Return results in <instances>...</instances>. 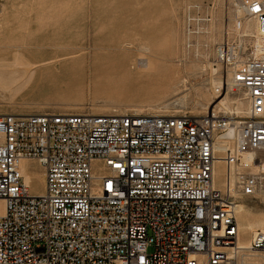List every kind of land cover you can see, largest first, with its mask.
Returning <instances> with one entry per match:
<instances>
[{"label": "built area", "instance_id": "obj_1", "mask_svg": "<svg viewBox=\"0 0 264 264\" xmlns=\"http://www.w3.org/2000/svg\"><path fill=\"white\" fill-rule=\"evenodd\" d=\"M228 11L212 64L245 113H0V264H237L239 203L264 191V0ZM23 160L42 167L43 193ZM248 249L264 250L260 230Z\"/></svg>", "mask_w": 264, "mask_h": 264}, {"label": "rangeland", "instance_id": "obj_2", "mask_svg": "<svg viewBox=\"0 0 264 264\" xmlns=\"http://www.w3.org/2000/svg\"><path fill=\"white\" fill-rule=\"evenodd\" d=\"M229 2L0 0V113L52 108L61 111H91L97 101L101 106L106 103L104 112L113 109L139 111L138 105L145 104V112L201 114L210 104H218L219 98L225 95L229 108L222 104L217 108L236 112L238 101L245 97L241 91H232L231 88L219 89L220 92L214 93L216 89L213 90L211 80L219 74L216 70L212 73L210 68L215 69L212 64L213 49L216 42L221 40L229 15ZM235 13L242 16L238 10L234 11L233 16ZM141 43L158 47L160 52L166 46V50L175 46L176 55L156 57L168 64L170 70L141 79L126 73L119 74L115 59L126 55V52L129 57L144 53V49L139 46ZM17 60L31 62L29 69H34L33 73L25 72L20 65L16 66ZM205 71H209V74ZM219 78L216 81H224ZM202 95L206 102L201 100ZM155 102L162 103L149 106ZM197 103L203 105L196 109ZM67 104L72 105L69 107ZM221 164H215L218 183L223 181ZM100 166V162L92 163L96 173H101ZM24 168L30 193H43L45 180L42 167L36 161H28ZM240 203L245 206L240 216L238 212L236 214L238 223L243 214L255 223L264 213V191L245 197ZM251 235L241 233L240 237L250 239ZM240 254H237V264L242 263ZM261 262L264 264V250Z\"/></svg>", "mask_w": 264, "mask_h": 264}, {"label": "bare ground", "instance_id": "obj_3", "mask_svg": "<svg viewBox=\"0 0 264 264\" xmlns=\"http://www.w3.org/2000/svg\"><path fill=\"white\" fill-rule=\"evenodd\" d=\"M238 10V14L239 15H242V11L241 10H239V9H237ZM233 13L234 12H232V15H233ZM236 14V13H235ZM237 15V14H236ZM244 26L246 27V29L247 30H249L250 32H254V31H256L257 30V23H256V21L254 20V19H245V21H244ZM155 27V26H154ZM153 27V28H154ZM190 34V33H189ZM209 34V33H208ZM190 36V35H189ZM174 38H176V37H174ZM145 39V38H144ZM146 40V39H145ZM155 40V39H154ZM164 40V39H163ZM162 40V41H163ZM171 40H173V39H171ZM170 40V41H171ZM176 40V39H175ZM152 42V41H151ZM168 42H169V40H168ZM176 42V41H175ZM132 43V42H131ZM129 44V43H128ZM161 44V43H160ZM160 44L158 45V46H160ZM168 44V43H167ZM175 44V43H174ZM170 45H171V43H170ZM185 45V44H184ZM139 46H141V48H143L144 50H143V52L144 53H139L137 56H127V52H126V55H120L121 57H119L118 56V58H116L115 59V62L117 63V66H119V74H122V73H126L127 75H129V76H138V77H140V79H141V77H154V76H158V75H161L163 72H165V71H167L168 69H169V65L168 64H166V63H164V62H161L160 60H158V59H156V57H158V56H170V55H176V47L175 46H173V49L172 48H170L171 50H166V49H168V48H166V47H164L165 49H163V50H166V51H164L163 52V50H162V52H160L159 51V49H157L158 47H156V48H153L152 46H149V43H141ZM157 46V45H156ZM163 46H165V44H163ZM163 46L161 45V47L163 48ZM177 46V45H176ZM161 49V48H160ZM188 49V48H187ZM184 50V52H185V49H183ZM125 54V53H124ZM187 54V53H186ZM202 54H204V53H202ZM129 55H131V53L129 54ZM204 55H206V54H204ZM201 56V55H200ZM117 57V56H116ZM207 58V57H206ZM114 61V60H113ZM16 62V66L17 65H20V66H22L23 68V70L25 71V72H27V73H33V70L34 69H29V68H31L30 66H32L31 64V62H29V61H26V62H21L20 60H17V61H15ZM50 62V61H49ZM51 62H53V61H51ZM115 63V64H116ZM207 63H208V61H207ZM47 64H49V63H47ZM209 64V63H208ZM35 65H37V64H35ZM45 65H46V63H45ZM111 65V64H110ZM38 66H40L39 64H38ZM116 67V66H115ZM198 67H199V65H198ZM198 67H196L195 68V70L198 68ZM209 67V66H208ZM35 68H36V66H35ZM203 68V67H202ZM211 69H212V73H214L215 72V69H213L212 67H210ZM170 70V69H169ZM168 70V71H169ZM167 71V72H168ZM206 72V71H205ZM208 72V74H209V71H207ZM206 72V73H207ZM170 73V72H169ZM13 75V74H12ZM125 75V74H124ZM26 76V75H25ZM215 76V75H214ZM27 77V76H26ZM33 77H34V75H33ZM123 77V76H122ZM160 77V76H159ZM159 77H157V78H159ZM162 77V76H161ZM167 77H168V75H167ZM212 77V76H211ZM211 77H209V78H211ZM219 77V76H218ZM217 77V78H218ZM28 78H29V76H28ZM125 78V77H124ZM166 78V77H165ZM164 78V79H165ZM171 78V77H170ZM217 78H215L214 79V77L212 78V80H211V83H212V85H213V90H215L214 91V93H217V88H222V89H224L225 87L226 88H231L232 90H234V88H232L233 87V85H232V83H231V81H230V79L228 78L227 79V81L226 82H224V81H222V82H220V81H216V79ZM221 78V77H220ZM219 78V79H220ZM154 79V78H153ZM156 79V78H155ZM154 79V80H155ZM162 79V78H161ZM161 79L159 80V81H161ZM168 79H169V77H168ZM167 79V80H168ZM127 80V79H126ZM144 80V79H143ZM170 80V79H169ZM173 81V80H172ZM28 82V81H27ZM168 82H170V81H168ZM209 82V81H208ZM24 84V83H23ZM165 84H166V82H165ZM226 85V86H225ZM23 86V85H22ZM170 86V85H169ZM217 87V88H216ZM19 88V87H18ZM172 88V87H171ZM166 89H168V87L166 88ZM169 90V89H168ZM172 89H170V91H171ZM175 90V88L173 89V91ZM177 90V89H176ZM170 91H169V94H170ZM202 92V91H201ZM203 93V92H202ZM158 97H160V95L158 96ZM157 97V98H158ZM164 97V96H163ZM202 97L203 98H201V100L203 99V101L204 102H206L205 100V98H204V96L202 95ZM74 98H76V97H74ZM152 99H154V98H152ZM205 99V100H204ZM245 99V100H244ZM244 99H240L239 101H238V106L235 108V110H236V112L237 113H240V114H242V113H245L246 112V110L248 109V107H249V101H248V99L245 97ZM69 100H70V98H69ZM69 100H68V102H69ZM74 100V99H73ZM161 100V99H160ZM145 101H147V100H145ZM216 101V100H215ZM75 102V101H74ZM123 102V101H122ZM133 102V101H132ZM143 102V101H142ZM196 102V101H195ZM66 103V101H64V104ZM102 103V102H101ZM105 103V102H104ZM104 103H103V105H104ZM125 103H126V101H125ZM136 103V102H135ZM146 103V102H145ZM162 102H155V103H151V104H149V106H158L159 104H161ZM60 104V103H59ZM62 104H63V102H62ZM63 104V105H64ZM69 104V103H68ZM67 104V106H69L70 107V105H72V104H70V105H68ZM111 104H114V103H111ZM111 104H109L108 103V105H111ZM123 104V103H122ZM141 104V103H140ZM147 104V103H146ZM178 104V103H177ZM213 104V103H212ZM219 104L221 105H225L227 108H229V105H228V102H227V96L225 95L223 98H219V101H218V104H216L215 106L216 107H220L219 106ZM230 104V103H229ZM56 105V104H55ZM74 105H76V104H74ZM78 105H79V103H78ZM102 104H98L97 103V101H96V104L94 105V108H93V110H91L92 112H98V113H100V112H104V106L106 105V103H105V105L104 106H101ZM135 106H136V104H134ZM133 105V106H134ZM194 105V104H193ZM203 104H200V103H197L196 104V109L198 108L197 106H202ZM64 106H66V105H64ZM132 106V105H131ZM144 106H146L145 104L144 105H138V110L139 111H136V110H134V111H136V112H145L146 111V109H143V107ZM210 106H212L211 104L209 105V107ZM224 106V107H225ZM72 107V106H71ZM106 107V106H105ZM108 107V106H107ZM208 107V108H209ZM68 108V107H67ZM73 108V107H72ZM76 108V107H75ZM127 108V107H126ZM135 108V107H134ZM146 108H148V107H146ZM193 108V107H192ZM111 109V108H110ZM128 109V108H127ZM152 109V108H151ZM64 110V109H63ZM66 110V109H65ZM69 111L71 110V109H68ZM67 111V110H66ZM77 111V110H76ZM90 111V110H89ZM112 111H119V110H117V109H113ZM112 111H110V112H112ZM159 111V110H158ZM119 112H123V111H119ZM192 112H193V110H192ZM195 112H197V110H195ZM199 114V113H198ZM218 144H221L220 143V140H218V142H217ZM243 161L244 162H248V159H247V157H244V159H243ZM218 162H220V164L222 163L221 162V160H218L217 162H215L214 163V166H213V184L214 185H217L218 184V186H220L221 185V182L220 183H218L217 181H216V169H215V164L216 163H218ZM25 163H28V161L27 160H23L22 162H21V166L22 167H24V164ZM222 166H223V164H221ZM255 169H256V167L255 166H251V168H250V171L251 172H253V171H255ZM25 176H26V172H25ZM28 178H27V176H26V182L28 181L27 180ZM244 204H242V203H239V206H238V209H237V212H238V216H240V213L241 212H243V208H244ZM246 211V210H245ZM262 212V211H261ZM242 214V213H241ZM236 219H237V216H236ZM252 219V218H251ZM254 220H256V219H254ZM237 226H238V240H237V246H238V253H241L240 255H241V258H242V263L241 264H262V262H261V260H262V250L261 251H254V250H250V249H248L249 248V240L250 239H245V238H242V237H240V235H241V233H244V234H255V232L257 231V229H259L260 231H261V233L262 234H264V213L262 214V215H260L259 216V219L257 220V221H255V223H254V221L252 220H250V218H248V216H246L245 214H243L242 216H241V219H240V222L238 223V221H237ZM240 237V238H239ZM245 237H247V236H245ZM249 237V236H248ZM250 238V237H249ZM238 257V256H237Z\"/></svg>", "mask_w": 264, "mask_h": 264}]
</instances>
